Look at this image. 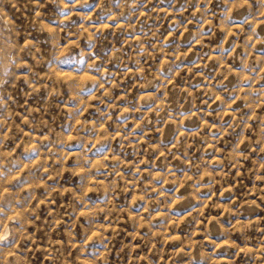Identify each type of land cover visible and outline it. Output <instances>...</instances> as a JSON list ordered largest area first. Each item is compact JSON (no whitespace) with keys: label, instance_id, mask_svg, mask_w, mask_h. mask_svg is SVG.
Listing matches in <instances>:
<instances>
[{"label":"clouds","instance_id":"1","mask_svg":"<svg viewBox=\"0 0 264 264\" xmlns=\"http://www.w3.org/2000/svg\"><path fill=\"white\" fill-rule=\"evenodd\" d=\"M257 182L264 0H0V264H264Z\"/></svg>","mask_w":264,"mask_h":264},{"label":"rangeland","instance_id":"2","mask_svg":"<svg viewBox=\"0 0 264 264\" xmlns=\"http://www.w3.org/2000/svg\"><path fill=\"white\" fill-rule=\"evenodd\" d=\"M49 8H52V6L49 5ZM74 19H75V17H74ZM54 26H55V25H54ZM165 27H167V25H165ZM222 146H223V145H222ZM254 157H255V154H253V158H254ZM250 166H251V161H249V162L245 165V167H250ZM142 167H143V166H142ZM244 183L247 184V188H251V187H253L251 181H249V180H245ZM257 186L260 187V188H264V182H257ZM218 187H219V186H218ZM247 188H245V189H243V190H238L237 199H243L245 193L247 192ZM132 195H133V194H132L131 192L128 193V198H129V200L131 199V196H132ZM217 195H218V193H217ZM226 195H227V193H226ZM248 199H256V200H257V203L260 204V206H261L260 215H259V217H254V218H260V219L262 220V226H264V201L259 200L255 194H253V195H249V196H248ZM209 211H211L213 215L216 214V210H215V209H208V210H206L205 214L207 215ZM122 227H128V226H127L126 224H124V225H122ZM129 230H130V229H129ZM180 235L182 236L183 233H180ZM202 238H203V237H201V236H197V237H196V239H198V240H199V239H202ZM129 239H130V238H129ZM238 242H239V241H238ZM136 243L139 244L140 241H137ZM171 250H172V245L169 244V246H168V251H169V253L171 252ZM209 250H210V249H209ZM146 251H147V250L142 251L140 248H137V249H136V252L139 253L140 256L145 255ZM177 251H179V249H177ZM114 255H115V252L113 253V257H114ZM148 255H151V253H148ZM157 259L159 260V258H157ZM183 259H186V257H185V258H182V261H183ZM168 260H169V256H168V255H165V256L163 257V261H168ZM35 264H47V262H45L44 259H43V257H41V256L39 255V253H37V259H36ZM140 264H147V262L141 260V261H140ZM161 264H162V262H161ZM195 264H202V262L200 261V258H199V255H198V254H197V256H196V262H195ZM237 264H240V261H237Z\"/></svg>","mask_w":264,"mask_h":264}]
</instances>
